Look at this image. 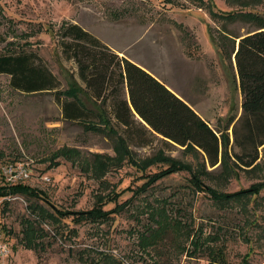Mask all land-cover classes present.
I'll return each mask as SVG.
<instances>
[{"label":"rangeland","instance_id":"obj_1","mask_svg":"<svg viewBox=\"0 0 264 264\" xmlns=\"http://www.w3.org/2000/svg\"><path fill=\"white\" fill-rule=\"evenodd\" d=\"M70 23L149 71L193 107L222 139V165L211 166L201 151L141 131L130 140L129 157L109 160L106 172L87 166L85 159L92 163L95 152L120 157L110 125L120 134L122 127L114 120H92L104 131L67 121L54 92L18 93L10 76L0 75V164L28 163L32 176L25 183L43 190L54 205L25 195L0 197L7 245V251L0 249V264H210L212 254L205 250L210 244L223 248L225 260L211 264H243L247 254V264H264V187L227 197L264 182V145L255 166L238 165L233 157L242 153L236 139L243 138L234 52L237 37L264 25V0H0V55L34 51L66 90L78 78L59 45ZM106 106L109 110L110 101ZM63 147L75 151L51 158ZM159 171L165 176L145 185ZM194 173L197 183L191 182ZM114 192L118 199L105 209L119 207L110 219H83L81 212L93 208L99 195ZM30 204L45 206L57 219L38 218L39 209L32 211ZM161 208L180 224L144 249L140 234L156 225L151 213ZM57 209L69 215L61 218ZM26 218L43 229L35 238L41 241L37 248L22 240ZM188 231L203 242L193 256L183 250L191 248Z\"/></svg>","mask_w":264,"mask_h":264},{"label":"trees","instance_id":"obj_2","mask_svg":"<svg viewBox=\"0 0 264 264\" xmlns=\"http://www.w3.org/2000/svg\"><path fill=\"white\" fill-rule=\"evenodd\" d=\"M237 39L239 43L234 52L235 67L240 81V93L243 96L242 114L237 122L242 126L243 138L236 139L242 148V153L236 152L233 157L238 165L250 167L257 163L260 158L259 148L264 145V25ZM59 45L61 56L76 66L78 78H72L73 83L68 89L60 90V81L57 76L46 67L34 51L9 52L0 55V75L10 76V86L18 93L33 95L54 92L56 102L61 106L62 116L67 121H85L89 123L85 125V128L104 131L103 128L90 124L92 120L98 119L104 124L114 120L122 127L120 134L110 125V130L116 135L113 147L120 157L95 152L92 163L85 159L87 166L96 165V169L106 172L109 160H122V155L129 157L130 140L132 136H140L141 131L159 135L162 140L170 144L199 150L207 156L211 166L222 165V139L217 130L149 71L127 57L118 55L107 44L102 43L77 23H70L63 28ZM81 95H85L86 100H83ZM107 101H110L109 110L106 106ZM87 102H94L99 107V111H93ZM106 116L107 120L103 121ZM73 151L75 150L72 148L63 147L53 152L51 158L70 157ZM0 156H2L1 152ZM165 172L151 174V178L145 182V185L164 177ZM193 181L197 183L195 173L191 179V182ZM260 186L264 187V182L253 185V188L248 190L230 193L227 197H237L244 192L256 193ZM205 189L216 197L222 196L211 187ZM16 194L25 195L35 201L42 199L54 206L43 190L25 182L0 184V197ZM117 196H119L118 192L108 196L99 195L93 208L81 212L84 215L83 219L91 222L110 219L119 205L109 209L105 207L109 202L116 201ZM29 206L32 211L39 209L38 218L57 219L54 213H50L49 209L43 205L38 204L34 208L33 204ZM55 212L61 218L69 215L68 212L58 209ZM151 215L156 225L149 226L146 229L148 233L140 234L139 241L144 249L156 246L167 231L177 230L180 224L179 221L172 222L164 208L153 211ZM38 223L36 219H25L21 229L24 244L38 247L41 241H36L35 238L43 232ZM190 237H192L191 248L184 246L183 250L193 256L201 249L203 242L199 234L195 236L193 232L188 231L187 239ZM210 238L215 242L220 240L215 236ZM205 250L212 254L211 263L225 261L222 247L210 244L205 246ZM248 257L249 254L244 256L243 264H247Z\"/></svg>","mask_w":264,"mask_h":264},{"label":"built area","instance_id":"obj_3","mask_svg":"<svg viewBox=\"0 0 264 264\" xmlns=\"http://www.w3.org/2000/svg\"><path fill=\"white\" fill-rule=\"evenodd\" d=\"M32 176L28 163L24 161L8 162L0 164V178L4 179V184L23 183ZM3 231L0 228V249L7 251V245L3 242Z\"/></svg>","mask_w":264,"mask_h":264},{"label":"water","instance_id":"obj_4","mask_svg":"<svg viewBox=\"0 0 264 264\" xmlns=\"http://www.w3.org/2000/svg\"><path fill=\"white\" fill-rule=\"evenodd\" d=\"M238 48V47H237ZM237 50V49H236Z\"/></svg>","mask_w":264,"mask_h":264}]
</instances>
